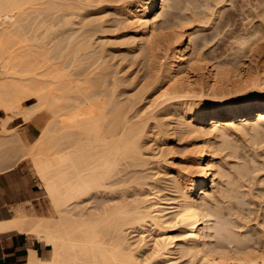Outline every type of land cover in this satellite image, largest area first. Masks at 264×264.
<instances>
[{
  "label": "bare ground",
  "instance_id": "bare-ground-1",
  "mask_svg": "<svg viewBox=\"0 0 264 264\" xmlns=\"http://www.w3.org/2000/svg\"><path fill=\"white\" fill-rule=\"evenodd\" d=\"M242 1L236 12L250 5ZM263 2L254 5L258 12L253 4L247 8L255 9L259 25L232 34L235 49L218 59L206 49L210 36L200 34L222 16L215 0H0V109L7 121L40 118L30 155L59 213L54 221L13 214L0 224L51 246L49 259L30 249L28 264H143L142 244L133 251L124 234L136 224L160 231L147 252L164 263L178 251L196 264H264V242L208 243L216 228L209 223L212 201L222 187L214 179L207 186L217 164L211 138L225 143L228 131L264 124ZM224 14L229 23L232 11ZM29 99L35 102L27 105ZM15 132L18 145L24 138ZM170 138L186 140L196 155L195 174L165 177L169 161L159 165L164 149L158 155L150 141L162 145ZM22 143L24 151L28 143ZM223 173L218 166L217 175ZM171 189L166 202L160 195ZM94 194L119 200L110 202V195L98 212L84 211L83 199ZM174 229L177 240L168 234Z\"/></svg>",
  "mask_w": 264,
  "mask_h": 264
},
{
  "label": "rangeland",
  "instance_id": "rangeland-1",
  "mask_svg": "<svg viewBox=\"0 0 264 264\" xmlns=\"http://www.w3.org/2000/svg\"><path fill=\"white\" fill-rule=\"evenodd\" d=\"M253 1L252 0L247 1L249 2L248 4L251 5V7H252V4L253 6L257 4V0L254 1L255 3ZM215 2H217V4H215L216 6L214 5V8H217V6L222 7L220 8V11H223L221 12L222 16L221 14H219L220 13L219 12L218 18L217 16L215 18L218 21L215 20L214 21L215 23H212L213 24L212 27L208 28L209 25L208 26L206 25V27L203 29V31H201L200 34L202 35L207 34L208 35L207 37L210 36L209 37L210 39H208V43L206 44V49H208L209 51L210 49L211 50L213 49L216 54L219 53L217 54L219 55L217 56L218 59L219 57L222 59V56H223L222 54H224V57L225 55H228V52L230 54V49L232 48V46H233L232 51L235 49L234 47L236 43L235 45L234 44L232 45V43L230 42L233 39L232 34L233 35H235L236 33L238 34L239 31H241L243 28H246V30L249 27L253 28L254 27L253 25L255 23H256L255 26L259 25L257 23H258V18L260 17L256 16L257 17L256 18L254 15L256 11L257 12L259 11L258 9L259 7L254 6L256 11L254 9L253 12L254 11L255 12L253 14L252 12L253 8L251 9V11H248L247 8L250 10L251 8L250 5H247L245 9L243 8L244 4H242V9H244V11L246 12L244 11L236 12L238 5L240 3V0H223V1L215 0ZM258 2H261V0H258ZM241 3H244V2L241 0ZM241 3L239 7L241 6ZM233 5L234 6L236 5V6L233 7ZM239 9L240 8H238V10ZM224 10L226 12L229 10L232 11L231 17L233 18L234 23L232 21V18L231 20H229L230 22L227 23L228 20L225 19ZM234 13L237 16H234ZM249 13L252 15L253 18H251ZM240 15L242 17H240ZM235 17H238V18H235ZM230 23L231 25H229ZM232 42H234V40ZM210 53H212L211 54L212 56L216 57V55H214L215 53H213L212 51H210ZM133 68L134 66H131L130 70H132ZM134 74L135 73H133L132 76ZM238 98H240L239 95L230 96V99H238ZM208 99H212V98L208 97L207 100ZM213 100L222 101L224 99L217 98ZM34 102H35L34 99H29L26 102V104L31 105ZM22 117L13 116L12 119H10V121H7L9 119L8 113L0 109V119H1L0 128L2 130L0 131V158H1L0 167L2 168L5 164H7L8 162H12L13 160L12 162L13 166H10V167H15L16 169L20 170L22 172L24 180H28V189L30 190L32 194V198H28L24 200L21 204H19L18 207H20V209L22 210L21 214L27 217L28 219H33V220L46 219L49 221H54L59 217V213L55 209L54 204L52 203L50 198L45 193L42 187L41 180L38 177L35 171V168L33 166L31 155H30V150L32 147L31 141H33L34 144L37 142L36 138L41 133L42 124H38L40 120V118L38 117H33L29 121L23 117L25 119V122L23 121L24 119ZM4 119H7V120H4ZM2 120L4 122L1 124ZM262 126L264 127V124ZM262 126L260 128L257 127L258 129H256V131H254L255 129L254 130L252 129L243 130L240 128H239L240 130L235 129V130L228 131L225 137V141H226L225 143L224 141L221 140V137L216 136V137H213V139L211 138L212 140L211 149L213 150V158H214L213 160L215 164L216 163L217 164H216V167H214V169L212 170L213 173L210 174L209 176V182L207 186L209 187L211 185L212 179H214V181H217V182L220 180L222 190L219 187L221 192L217 191V193L219 194V197H218L219 203L217 200L212 201L213 207L211 209V214H212V218L213 217L214 218L209 223H210V226L212 225V227L216 226V228H218V225L221 222L222 228L220 226V228H218V231H216V228L215 229L211 228V230H209L210 235H212L208 238V243L210 244L213 243L215 245L218 242V240L224 243L232 242V244H234L235 242H239V243L244 242L245 245L249 244L248 246L257 245L256 244L257 242L260 244H262L261 242H264V128H262ZM3 127L5 128V130ZM3 131L6 132V134ZM15 131H18L17 133L20 132L19 140L24 138L22 139L24 143L26 144L28 143V145L31 144V146L27 145L26 147V145L24 144L22 148L23 149L25 148V149L23 151L20 148L23 144L22 143L23 141L21 142L20 140L21 143L18 141V145H17L16 144L17 139L14 135H12L14 134ZM13 137L16 139V140L14 139L15 141H13ZM6 139H7V142H6ZM10 141L13 143L9 145V143H11ZM153 142L154 141H150V143L153 144L155 153L157 152L158 155H160L159 151L162 152V150L160 149H164L163 151L164 156L163 154L162 156H160L159 160L161 159L162 160L161 162H159V165L162 164L164 158H167L169 161L167 164L169 174L167 173L168 176H165L166 178H169V181H171L170 177H172L175 172H178L180 175L195 174L196 155L195 154L193 155V153H189L190 146L186 145L185 139L180 140V139L170 138L169 140H167V143L162 144V145L161 143L159 144V143H155V142L153 143ZM16 145L19 147H17ZM28 147L29 149H27ZM19 153H20V156H19ZM23 155L24 157H22ZM15 160L16 162H14ZM155 161L156 159H153V162L156 165ZM218 166H219V169L221 167V170L222 169L224 170V173L222 174L221 177L217 175ZM159 174H157V177H161V173ZM146 180L148 181V179ZM231 181H232V184H230ZM233 181L235 182L233 183ZM149 182H151V180H149ZM220 184H218V186ZM232 185L234 186L232 187ZM231 188L233 190L230 191ZM172 191H173L172 189L168 191L164 190V192H162L163 194L165 193L164 195H160L161 191H159L158 195L163 197L165 201L168 199L166 202L170 200L172 201V198L174 197L173 193H175V192L172 193ZM125 192H124V195L127 197V200H129L130 190L127 189L126 194ZM106 195L108 194H99V195L94 194L93 196H88L84 198L81 204L85 208V210L84 209L83 210L86 212L87 211L88 212H98L101 206H103V204L105 205L106 202H107L106 204L108 203L110 204V202H115L116 200L117 201L119 200L117 198H113V196L114 197L118 196L119 193L116 194V196L115 194L113 196L112 194H110L111 196L110 195L106 196ZM109 196L110 198H113V199H110V202L106 201V199L108 200ZM215 203L218 205L216 206ZM146 204H148V202ZM214 219L216 221V224L218 223L217 225L215 224ZM172 222H173V218H172ZM150 225L141 224V226H139L136 224L135 226L133 225L132 227H127L124 230L127 243L131 245L130 248L133 249V251L134 249H136L135 247H137L138 242H140L138 246L142 244L143 247L140 248V251L137 252V254L138 256L140 255L142 258L143 256L145 257L146 261H143V264H145L144 262H148V264H196L195 258H193V260H190L191 258L188 255L187 256L181 255L179 254L178 251H175V253L167 256L168 258L167 263L163 262L165 257L163 258L159 257L160 259H156L157 257L155 258V256L150 257L151 256L150 251H152V248H150L152 247V242L150 241H152V238L154 237V235L157 237L160 234V231L156 229L154 225H151V226ZM178 232H179L178 230L174 229V230L169 231L168 234L171 236H174L175 239L177 240L180 237L178 235L179 234ZM216 232L217 234L219 233V236L216 234ZM151 233L153 236L150 235ZM142 234H143V237H145L144 241L147 242V244L149 243L148 245L147 244L144 245L143 244L144 241L143 242L139 241L140 240L139 236ZM34 236L28 234L29 240L33 238L38 240V242H34V245L39 247L37 255L44 259H49L52 254L51 246L46 244V241L44 238H38L36 236L35 238ZM178 242L180 241L178 240ZM28 246H31V242H28ZM179 246H180V243H178L177 247ZM142 248L143 250H141ZM137 250L138 249H136L135 252ZM147 251H149L150 256L148 255ZM147 256H149L150 258H147ZM18 264H28V258L25 263V256H24Z\"/></svg>",
  "mask_w": 264,
  "mask_h": 264
},
{
  "label": "crops",
  "instance_id": "crops-1",
  "mask_svg": "<svg viewBox=\"0 0 264 264\" xmlns=\"http://www.w3.org/2000/svg\"><path fill=\"white\" fill-rule=\"evenodd\" d=\"M28 198H32V194L22 172L15 167L0 169V224L21 214L18 206ZM16 208L19 209L18 213H14ZM28 234L16 228H0V264H18L24 256L26 263L30 249L38 254L39 247L34 245L38 240H29ZM28 242H31V246H28Z\"/></svg>",
  "mask_w": 264,
  "mask_h": 264
},
{
  "label": "snow or ice",
  "instance_id": "snow-or-ice-1",
  "mask_svg": "<svg viewBox=\"0 0 264 264\" xmlns=\"http://www.w3.org/2000/svg\"><path fill=\"white\" fill-rule=\"evenodd\" d=\"M204 264H209V261H205ZM221 264H238L236 261H226V262H221Z\"/></svg>",
  "mask_w": 264,
  "mask_h": 264
}]
</instances>
